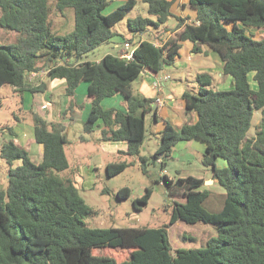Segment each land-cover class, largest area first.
Masks as SVG:
<instances>
[{
  "label": "trees",
  "instance_id": "16d2710c",
  "mask_svg": "<svg viewBox=\"0 0 264 264\" xmlns=\"http://www.w3.org/2000/svg\"><path fill=\"white\" fill-rule=\"evenodd\" d=\"M144 2L150 17L128 21L134 37L151 33V28L159 30L175 17L171 12L175 0ZM109 5L108 0H56L57 11H74V30L62 36L52 30L49 0H0V27L15 34L14 41L0 46V89L11 85L18 93H45L47 84L29 80L32 73L42 71L50 80H64L68 97L86 83L92 109L84 122L85 133L91 134L102 122L101 141L126 143L127 151L119 155L139 159L147 173L150 159L141 156V149L154 100L136 97L133 83L146 73L158 75L175 66L185 42L192 43L194 54L209 47L219 54L223 75L232 78L234 89L213 90V76L198 74L199 91L183 94L186 112L196 113L198 121L180 130L168 122L152 158L164 169L179 142L204 143L203 163L225 190L222 209L212 212L205 207L210 192L202 190L203 179L174 180L165 175L169 194L185 200L174 203L170 225L89 227L85 220L95 211L69 174L66 126L33 113L35 141L44 148L42 162L35 164L13 140L1 147L9 177L7 190H0V264H264V39L255 40L247 33V28L264 30V0H189L196 21L175 17L178 26L166 41L161 37L169 29L135 45L132 60L109 54L100 62L88 61L97 48L118 38L133 44L113 28L137 0L104 14ZM117 95L124 97L126 110H105L102 102ZM257 112L262 117L250 137ZM7 131L14 134L11 128ZM219 159L225 167H218ZM16 162L21 165L15 166ZM129 166L126 161L108 164L107 175L113 178ZM116 196L130 199L132 191L124 188ZM151 196L147 189L134 200L135 209L140 211L136 205H147ZM179 221L215 226L218 237L203 248L173 249L169 229ZM106 248L131 254L121 263L95 254Z\"/></svg>",
  "mask_w": 264,
  "mask_h": 264
},
{
  "label": "rangeland",
  "instance_id": "374dc122",
  "mask_svg": "<svg viewBox=\"0 0 264 264\" xmlns=\"http://www.w3.org/2000/svg\"><path fill=\"white\" fill-rule=\"evenodd\" d=\"M52 9L51 24L53 32L66 36L73 32L75 27L74 11L67 9L64 13L56 10V0H49ZM127 1V0H126ZM126 1L119 0L110 1L109 7L104 14L111 13L120 4ZM1 16V10H0ZM137 17H150L148 14V6L143 0H137V5L126 13L124 19L119 21L113 28V31L125 39H133L135 43L132 48L138 44L141 37L150 40L158 30L151 28V33H147L141 37H134L128 28V21ZM178 20L170 18L166 25L161 26L159 31L177 27ZM230 28V26H228ZM248 35L255 40L264 39V30H256L247 28ZM15 34L0 27V46L10 44L14 41ZM124 46V42L121 44ZM117 45L108 43L97 48L87 58L91 62H100L107 54L116 55ZM119 48V47H118ZM183 63H186L183 59ZM222 60L219 54L213 50H209L208 54L195 55L188 66H173L168 68L167 72L159 73L161 78L167 74L170 79L166 82L164 89L167 94H171L172 89H187L192 93L199 91L196 83V76L201 73L211 74L214 78L212 86L216 91H229L234 89L233 80L229 76H224L221 67ZM223 75V77H222ZM155 77V76H154ZM154 77L142 75L133 83L135 96L143 98V94L136 92L137 89H150L157 80ZM37 79V78H36ZM220 80L222 81L220 83ZM254 85V82H252ZM155 88V87H154ZM52 89V87H51ZM57 92L53 91V99L44 95V93H18L11 85H5L0 89V189L4 191L8 188V172L9 165L1 156L2 145L11 140L12 136L7 131L11 128L16 131H26L33 138V113H36L49 122H61L66 126V135L68 145L66 153L70 162L75 166L76 174L79 176V190L85 202L95 211L94 214L88 216L85 220L86 224L91 228H151L158 229L170 225L172 208L176 201L184 202V198H176L169 194V190L163 181V177L167 175L169 178L177 180L178 178H187L193 176L205 181L202 190L210 192L209 199L205 203V207L212 211L218 212L222 209L225 190L212 179L211 169L205 167L203 163L204 152L201 150L199 142H179L173 149L169 159H166V166L162 168L161 163L154 160L155 151L160 144L157 136L152 138L148 134L142 149L141 156L147 157L149 165L147 173H143L142 165L137 158L123 157L118 153L113 154L102 150L97 139L100 138L99 132L96 130L91 134L84 131V122L86 121V113L89 111L84 101L82 89H88L86 83H82L74 97H68L63 86L58 85ZM159 89V88H158ZM53 100L52 106L44 105L47 101ZM74 105V106H73ZM262 113L257 112L254 115L253 127L249 133L252 137L255 135V126L261 120ZM150 122L147 121V129L150 130ZM8 132L7 136L2 133ZM30 137L26 136V139ZM86 139V140H85ZM31 146L39 147L35 142H31ZM165 159V158H163ZM126 161L130 166L121 174L109 178L107 175V164H115ZM218 166H223L224 161L219 160ZM129 188L132 191L130 199L119 200L116 196L121 189ZM152 191V196L147 205L140 207L137 211L134 206L136 197L146 194V190ZM218 233L215 226L198 223L189 225L184 222H178L169 229V239L173 249L185 248L196 249L207 246V243L217 238ZM96 255H106L115 258L119 263L126 260L131 251L123 249H99L95 251Z\"/></svg>",
  "mask_w": 264,
  "mask_h": 264
},
{
  "label": "crops",
  "instance_id": "0c3cea01",
  "mask_svg": "<svg viewBox=\"0 0 264 264\" xmlns=\"http://www.w3.org/2000/svg\"><path fill=\"white\" fill-rule=\"evenodd\" d=\"M108 1L109 2L110 1L118 2L119 0H108ZM121 1H126V0H121ZM121 5L122 4H120L119 6H121ZM119 6H117L115 9H117ZM171 12L175 17L188 19V21H186V23L195 22L197 19V12L189 6V0H175L174 4L172 6ZM175 28L176 27L169 29L171 31H168L166 36L161 37V39L163 38V40L166 41L169 37H171L173 35L172 30ZM161 32H163V31L158 30V33H156V35H154V37L158 38L160 36L159 33H161ZM146 40L147 39L141 37L138 41V45L141 42H144ZM123 42L124 41L121 40L120 38L116 39L113 42L114 45H117L116 48L118 50V53L114 56L119 55V52L122 48L121 44ZM133 43H135V42L133 41ZM192 49H193L192 43H190V42L183 43V47H182V50L180 52V58H178L175 66H183L184 65V66L190 67L191 61L194 58V56L199 55V54H194L192 52ZM202 49H203L204 54H206V55L208 54V52L210 50L209 47H207V46H203ZM201 54H203V53H201ZM107 55H109V54H107ZM110 55H112V54H110ZM183 59H185V61H187V62L183 63V61H184ZM167 70H168V68L164 69L162 72L165 73V72H167ZM221 71L223 73V64L221 67ZM162 72H160V73H162ZM144 75H146V76L151 75L152 77L155 76L154 79L155 78L156 79L162 78V77L160 78L158 75H153V74H148V73H146ZM164 75H166L168 77L167 81H169L170 77L167 74H164ZM222 77H223V75H222ZM33 81L39 82V84L40 83L47 84V90L44 93L46 98L50 97L51 99H53V97H52L53 93L52 92L53 91L57 92L58 90H60V89H56L58 85L64 87V89H61V91L65 92V94H66L67 85H66V82L64 80H50L48 77V74H47V75H40L37 79H35ZM166 82L163 84L161 90L154 88V86L150 87V89H144L145 85H144L143 89H137L136 90V92H138L139 94H143L144 98L154 100V104H153L154 111L147 116V121L149 120V122L151 124L150 130H148V133H147V138H148V134H149L152 138H156L158 136L160 139V133L165 130L166 124L168 122L171 123L172 126L176 130H180L185 124H195L198 121V116L196 115V113H189L188 114L186 112L185 103L183 100V94L185 92H187V89H183V88L172 89L171 94H167L166 89H164ZM221 82L222 81L220 80V83ZM51 87H52V89H51ZM77 90H80V89H77ZM133 92L135 94L134 89H133ZM82 94L84 96V101L89 108V111L86 113V116H85L86 120H87V118L91 112V109H92V105H91L92 101L88 96V89H82ZM157 99H161L163 104H158L156 102ZM54 104L55 103H53V100H51V101H47L44 105H47L49 107V106H52ZM102 107L105 110L116 109V110L124 111V110H126V101H125L123 96L117 95V96H114L112 98L105 99L102 102ZM55 123H60V122L55 121ZM102 128H103V123L99 122L98 126L93 131V132H95L97 130L99 132L100 138L97 139V141L100 144L102 150H105L107 152H111L113 154H116V153L119 154V152H126L127 151L128 147H127V144L124 142L115 143V142H103V141H101V130H102ZM13 133L14 134L11 135L12 136L11 140H13L15 142V144H17L21 148L25 149L29 153L31 160L35 164H40L43 160L44 148L42 145H39V144H38L39 147L31 146L32 141L36 143L35 135H34V128H33V135H34L33 140L30 137L29 132H26V131H17V132L15 131L14 132V130H13ZM2 135L7 136L8 133L3 132ZM26 136L30 137V138L26 139ZM195 142H199V144H201V145H199V146H201L199 148H201V150L205 153L206 145L200 141H195ZM159 146H160V144L158 145V147ZM67 156H68V154H67ZM68 159H69V156H68ZM219 160H222V159H219ZM219 160L217 161V165H219V163H218ZM69 162H70V159H69ZM160 162H161V160H160ZM19 165H21V162L15 163V166H19ZM70 166H71V169L69 171V174L73 177L74 183L79 188V186L81 185L80 184L81 181L79 180L80 177L77 176L75 166L72 165L71 162H70ZM225 166H226V162L224 163V165L222 167L221 166H218V167L223 168ZM204 181H207V183L209 182V180H204ZM210 181H213V177H212V179H210ZM143 196L136 197L135 199H139Z\"/></svg>",
  "mask_w": 264,
  "mask_h": 264
},
{
  "label": "built area",
  "instance_id": "2783aa9c",
  "mask_svg": "<svg viewBox=\"0 0 264 264\" xmlns=\"http://www.w3.org/2000/svg\"><path fill=\"white\" fill-rule=\"evenodd\" d=\"M157 46H160L159 44H156ZM134 52H135V48H132V44L125 42L124 46L121 48L120 52H119V56L123 59H127V60H132L134 57ZM48 72L47 71H42L40 73H32L30 76V81L35 80L36 78H38L40 75H47ZM168 80V77L165 76L161 79H157L154 82V87L155 88H159L158 90H161L163 84ZM156 102L158 104H163L161 99H157Z\"/></svg>",
  "mask_w": 264,
  "mask_h": 264
},
{
  "label": "water",
  "instance_id": "95a60500",
  "mask_svg": "<svg viewBox=\"0 0 264 264\" xmlns=\"http://www.w3.org/2000/svg\"><path fill=\"white\" fill-rule=\"evenodd\" d=\"M0 190H2V188H1ZM136 206H137L138 208H140V207L145 206V203H138Z\"/></svg>",
  "mask_w": 264,
  "mask_h": 264
}]
</instances>
